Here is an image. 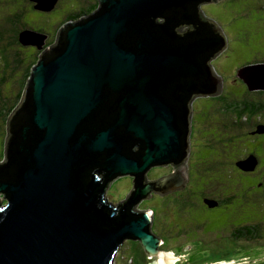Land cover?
I'll use <instances>...</instances> for the list:
<instances>
[{"label":"water","instance_id":"1","mask_svg":"<svg viewBox=\"0 0 264 264\" xmlns=\"http://www.w3.org/2000/svg\"><path fill=\"white\" fill-rule=\"evenodd\" d=\"M31 1L43 12L58 2ZM210 3L217 2L99 0L94 15L60 29L8 123L0 163L6 201H0V264H115L127 240L159 258L153 264H173L151 231L152 213L135 208L156 187L166 195L185 186L179 172L155 183L146 174L185 165L191 103L222 92L209 62L227 42L199 11ZM183 26L187 33L177 34ZM46 40L31 30L19 36L24 46ZM237 76L249 91H264V63ZM257 165L253 155L236 163L244 172ZM125 176L135 178L134 191L117 206L105 194Z\"/></svg>","mask_w":264,"mask_h":264},{"label":"rangeland","instance_id":"2","mask_svg":"<svg viewBox=\"0 0 264 264\" xmlns=\"http://www.w3.org/2000/svg\"><path fill=\"white\" fill-rule=\"evenodd\" d=\"M216 2L206 4L201 12L206 20L219 27L227 42L226 49L210 62L214 74L222 80V92L212 99L201 98L192 105V109L197 113L195 117L199 125L193 133L194 140H196L195 135L198 139L204 133V123H208L209 120L218 122V116L211 115L212 107L223 112L226 104L242 96L241 88L235 81L237 79L235 73L238 69L255 62L264 63V0H217ZM70 4L80 7L78 0H60L59 5L56 4L57 10L52 14H43L42 11L39 12L34 8L21 20V25L24 27L21 28V33L28 30L40 33L38 31L43 29L53 37L57 32V25L64 18ZM11 38L13 39L12 34L7 35L2 46L9 45ZM10 48L9 56L12 61H15L17 56L22 57L21 46L15 45ZM4 66L8 76H5L6 80L1 87L2 97L11 102L15 99L14 93L21 88L19 82L24 79L13 78L12 75L17 72V65L11 63L8 68L6 61L2 62L0 57V69ZM225 99H227L225 103H222ZM15 100L6 106L5 113L15 106ZM17 107L12 108L13 111ZM206 107L209 109L205 110ZM202 110L204 114H201ZM11 116L12 114L8 118L0 116V160L5 157L8 123ZM262 122L264 123V119ZM250 128L246 127L243 130L233 126L227 128L226 136L230 138L228 142L219 139L216 130L209 131L206 135L209 139V150L204 154L200 152L201 155L192 162L190 186L195 191L206 187L210 190H207L208 193L218 196L225 192L230 200L222 209L207 211L197 208L186 211L182 216L171 204L165 208L155 200H150L140 207L141 210L154 214L153 230L164 237L165 245L161 246V251L171 255L174 259L173 264H264V150L260 147L261 144H251L255 141L254 138L245 139L244 134H248ZM262 139L264 138H260V141ZM193 143L195 144V141ZM201 150L200 145L198 152ZM250 153H255L261 162L259 174L251 178L243 175L235 165ZM222 164L226 168L221 167ZM131 186L130 178L115 180L106 191V198L114 205L119 204L130 195L133 189ZM0 201L6 204L4 197H0ZM247 225L261 227V238L256 241H235L232 236L235 228ZM136 247L137 242L125 241L117 253L115 264L156 262L155 258H144L141 253L138 255L135 252Z\"/></svg>","mask_w":264,"mask_h":264},{"label":"flooded vegetation","instance_id":"3","mask_svg":"<svg viewBox=\"0 0 264 264\" xmlns=\"http://www.w3.org/2000/svg\"><path fill=\"white\" fill-rule=\"evenodd\" d=\"M59 1L60 0H58L57 5H59ZM78 1L80 4V7H78V8L75 7V5H73V4L69 5L64 18L57 25V32L55 33V35L53 37L49 33L46 32L47 30L42 29V30L38 31V32H40L41 35H44L45 37H47L45 44H43V45L35 44V45H28V46H24L21 43L19 44V47L22 45L21 46L22 57L18 56L14 62L15 65H17L16 66L17 72H14V75H12L13 78H16L17 80H21V79H24L27 77V80H28L33 67H35L38 64V62H39L41 56L44 54V52L56 45L58 33L64 25L79 21L82 18L90 17V16L94 15L96 12H98L100 9L99 0H78ZM57 5L55 6V8L53 10H51L49 12H43V11L42 12L39 11V12H41L43 14H52L53 12H55L57 10ZM205 5L206 4L199 6L200 12H201L202 7ZM36 6H38V5L34 2H32L31 0H0V13H1L0 14V37H1V40L6 39L7 34H12V35H14V38H15V32L18 29L20 31L19 32V34H20L22 31L21 28H24L21 25V20L24 18V16L28 12L34 10V8H36ZM201 14H202V12H201ZM202 16L204 17L203 14H202ZM13 20L17 21L18 29L17 28L14 29ZM162 22H163V20H160V18H157L156 23L158 25H161ZM187 29H188V27H186V26H183L181 29L176 28V33L179 35H184L185 33H187ZM18 38H19V35H18ZM24 49H26V50H24ZM27 52H29V53H27ZM257 63L258 62L248 64V66L254 65ZM209 66H210V62H209ZM243 68H239L238 70L243 69ZM237 73H238V71H237ZM237 73H235V75H237ZM236 78L237 79H235V81L237 82V85L241 88L242 96L247 97L249 94L254 93V94L258 95V94L264 92V91H253V92H251L248 90V88L246 87L244 82L238 78V76ZM0 79H2V77H0ZM4 80H6V78ZM258 96H260V95H258ZM201 98H204V97H197L191 103V110H192V116H191V122H190L191 134L189 137L190 155H189V158L186 161L185 165L179 166V167H174L173 165L168 164L166 166L153 167L146 174V179L149 183H152V182L155 183V182H157L163 178H166V177L172 175L175 172H179L180 174L183 175V177L184 176L186 177L185 186L182 187L181 189H179L175 192L166 194V195H161L160 189L156 187L155 191L150 195V197H152V199H150V200H152V201L155 200L156 202L159 201L160 204H162V206L165 208H168V206L171 204L172 206L175 207V210H177V212L182 216H183V213L185 214L186 211L196 210L197 208L201 209V210H207V211H217L219 209H222V207H224V205H226L225 203L228 200H230V199H228V197H226L225 192H224V194L222 193L221 195L218 196V195L210 194L211 192L208 193L207 190H209V189H207L206 187L202 190L195 191L190 186L191 179H192L191 178V165H192V162H194V158L196 160V158H198V156H200L201 153L204 154L206 151L209 150V147H208L209 139H208V137H206V135L208 134L209 131L216 130L218 132L217 135H218L219 139H222L223 141H227V140L230 141V138H228L226 136L227 128H230L231 126H233V127H237V129H239V130H243L246 127H251L250 132L248 134H244L245 139L246 138L247 139L248 138L249 139L254 138L253 140H255V141L251 144L252 145L261 144L260 147L264 150V139H262L263 142H262V140L260 141V138H264V134L263 135H261V134L260 135L259 134L254 135L255 133H257V130L259 129V127L264 126V123H262V118L252 117L250 119H242L241 122H239L238 119L236 120V117L235 118L231 117V115L228 112H226L225 107H224L223 112H222V110L217 111V109L215 107H212V109L210 110L211 115L212 116H213V114L217 115L218 116V120H217L218 122L215 123L214 121L212 122L211 120H209L208 123L207 122L204 123V126H205L203 128L204 133H202L198 139L196 138V135H195L196 140H194L193 139V133L196 132V129L199 125L196 122V117H195L197 113H196V111H194L192 109V105H194L195 102L197 100H200ZM207 98L212 99L215 97H211V98L207 97ZM244 99H245L244 101H246V98H244ZM214 100H216V99H214ZM226 100H223L222 103H225ZM256 103L261 105L262 101L258 100V101H256ZM208 109L209 108L206 107L205 110H208ZM197 112L199 113L200 109L197 110ZM204 113L205 112L202 110L201 114H204ZM236 123H238L240 125H238ZM193 141H195V144L193 143ZM200 145L202 147V150L198 152V147ZM250 155L255 156L258 160V165H257L255 171L254 172H244V171L240 170L239 168H238V170L243 175L251 178V177L259 174V172H260L259 171V165L261 162L255 153H250L249 155L246 154L242 159L245 160ZM223 158L226 160V156H224ZM224 159H223V161H224ZM239 161H242V160H239ZM239 161H237V162H239ZM236 163H235V165H236ZM221 167L226 168L224 166V164H222ZM121 178H130V180L132 182L131 187H133V189L131 188L132 189L131 193H132L134 191L135 178L131 177V176H125V177H119L117 180H119ZM131 193H130V195H131ZM128 197L126 198V200H124L121 203L126 202ZM150 200H143L135 208V212H150V211L140 209V207L144 203H149ZM206 201H211L213 203L216 202V203H218V206L214 207V208H210L208 205H206ZM119 204H116V205L119 206ZM152 215H153V223H154L155 216H154V214H152ZM153 223H152L151 230L153 231V233L156 236L159 237L160 235H158L153 230ZM164 235H165V233H164ZM159 238L162 240L161 246L163 247L165 245V241L163 239L164 237L160 236ZM135 242H137V241H135ZM137 244H138V246H140V252L139 253L143 254L144 258L150 259L145 255V253L142 250V247L139 244V242H137ZM162 247H160V250H162ZM141 250H142V252H141ZM135 252H137V251L135 250Z\"/></svg>","mask_w":264,"mask_h":264},{"label":"trees","instance_id":"4","mask_svg":"<svg viewBox=\"0 0 264 264\" xmlns=\"http://www.w3.org/2000/svg\"><path fill=\"white\" fill-rule=\"evenodd\" d=\"M13 25H14V29L17 28V21L13 20ZM13 29V30H14ZM19 29L16 30L15 32V38L13 35V39L11 38L9 40V45L5 44V46H2L3 42L6 39L1 40L0 37V57L2 58V62L6 61L7 63V67L9 68L11 66V63H14L15 61H12V59L9 56V52H10V47H13L15 45L19 46L20 41L18 38L19 34ZM9 35V34H7ZM6 35V36H7ZM2 46V47H1ZM22 46V45H21ZM2 48V49H1ZM18 57V56H17ZM17 57L15 58V60L17 59ZM0 74L2 76V79H0V116H3L5 118H8L10 116V114L13 112V109L15 108V106H18V103L21 101V97H22V93L24 91L26 87V82H27V77L24 78V80H22L21 82H19V86H21L20 90L18 92H15L14 94L16 96H18L16 98V96H14L15 100V106L12 107L11 109H9L6 113H5V108L6 106H8L9 103H11L10 101L7 100V98H3L2 97V84L5 82V76H8L7 73V69L4 66L3 69H0ZM260 95V96H258ZM249 94L247 97L244 96H240L239 98H235L230 104H226L225 108H226V112H228L231 117H236V120L238 119L239 122H241L242 119H250L252 117H259L264 119V92L260 93V94ZM246 98V101H244ZM238 99V101H236ZM226 100V99H225ZM261 100L262 103L261 105L257 104L256 101ZM4 109V111H3ZM235 115V116H234ZM263 123V122H262ZM238 124V123H236ZM240 125V124H238ZM5 158V157H4ZM4 158L0 160V163L4 161ZM259 226L257 225H247V226H242L239 228H235L234 233L232 234V236L234 237L235 241H241V240H246V241H256L258 239L261 238V231H260ZM138 246V244H137ZM138 252V255L140 254V246H138L135 249ZM142 252V250H141Z\"/></svg>","mask_w":264,"mask_h":264},{"label":"bare ground","instance_id":"5","mask_svg":"<svg viewBox=\"0 0 264 264\" xmlns=\"http://www.w3.org/2000/svg\"><path fill=\"white\" fill-rule=\"evenodd\" d=\"M153 223V222H152ZM159 260V258L156 260V262ZM174 260V259H173Z\"/></svg>","mask_w":264,"mask_h":264}]
</instances>
